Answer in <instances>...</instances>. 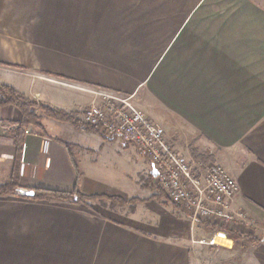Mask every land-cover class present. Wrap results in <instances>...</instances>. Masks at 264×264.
Returning <instances> with one entry per match:
<instances>
[{
    "label": "crops",
    "instance_id": "0c3cea01",
    "mask_svg": "<svg viewBox=\"0 0 264 264\" xmlns=\"http://www.w3.org/2000/svg\"><path fill=\"white\" fill-rule=\"evenodd\" d=\"M0 84L77 119L89 91L130 96L175 147L191 139L184 155L229 171L230 214H243L196 231L140 217L156 195H136L133 146L46 117L20 128L22 114L3 108L15 129L0 128V187L94 200L0 197V264H264V0H0ZM116 200L131 201L122 219L105 213ZM219 231L231 249L199 243Z\"/></svg>",
    "mask_w": 264,
    "mask_h": 264
},
{
    "label": "built area",
    "instance_id": "2783aa9c",
    "mask_svg": "<svg viewBox=\"0 0 264 264\" xmlns=\"http://www.w3.org/2000/svg\"><path fill=\"white\" fill-rule=\"evenodd\" d=\"M89 92L95 100L82 114L81 123L133 146L137 155L157 170L154 183L180 212L189 214L194 225L228 228L242 220V213L233 217L230 214L239 187L224 166L184 155L168 139L165 129L149 119L130 96L106 91ZM0 128L4 133L15 129L5 126L1 120ZM24 132L26 135L31 133L29 129ZM199 243L225 249L233 247V241L223 231Z\"/></svg>",
    "mask_w": 264,
    "mask_h": 264
},
{
    "label": "trees",
    "instance_id": "16d2710c",
    "mask_svg": "<svg viewBox=\"0 0 264 264\" xmlns=\"http://www.w3.org/2000/svg\"><path fill=\"white\" fill-rule=\"evenodd\" d=\"M13 107L16 108L21 114H22V123L19 126L20 128L23 127H34L38 128L41 126V120L43 117L70 124L74 126L76 129H82L87 130L91 132H96L101 134V132L97 128H92L85 126L81 123L79 119L76 118L73 114H68L64 111L51 108L49 106H45L41 103H38L37 101L30 99L26 95L18 92L14 88L0 84V109ZM104 136V138H107L104 134H101ZM20 144H17V147H19ZM20 149V147L18 148ZM192 154L195 157H199L197 155V152L195 149H192ZM205 163L207 162L206 159H203ZM151 181H154V177L150 174ZM17 187L13 184H8L0 187V197L7 196V195H14V191ZM155 188V187H154ZM159 189V188H157ZM162 192L161 194H158L156 197L159 198V201H162L163 203H167L163 201L164 199V192L160 189ZM36 199L40 200H46L49 198L56 199L59 201H66V202H72L75 204L79 203H85L88 201H93L94 198L85 197L79 194H62V193H55V192H49V191H37L36 192ZM117 203L120 205H125L131 203V201H121L116 200ZM132 203H137V201H132ZM212 229H215V226H211Z\"/></svg>",
    "mask_w": 264,
    "mask_h": 264
},
{
    "label": "rangeland",
    "instance_id": "374dc122",
    "mask_svg": "<svg viewBox=\"0 0 264 264\" xmlns=\"http://www.w3.org/2000/svg\"><path fill=\"white\" fill-rule=\"evenodd\" d=\"M170 134H171V132L166 131L167 137H168V135L170 137ZM182 137H187V136L182 134ZM168 139L170 140V138H168ZM174 142L178 145V147H180V148H177L176 147L178 150L179 149H184V148L185 149H188V148L190 149L192 147L191 145H194V143H191V139L189 140L188 138H187V143H188L187 145H185L184 143L180 142L179 140H178L179 143L177 141H175V140H174ZM130 152L133 153V156L135 157L136 162H139L141 164L142 170H143L142 171V174L139 176L140 188H141L142 191L139 192V193H136V195H137V197H139L140 200H147V201H143V202L151 201L152 200L150 198L151 196H153V195H156L157 196L158 194H161L162 193L160 191V188L154 183V181H151L150 173H151L152 166H151V164H149L145 160L140 159L137 156V154L135 153V151L133 152L132 147H130ZM128 171H129V169H128ZM118 180H119L118 182H117V179L114 180L115 181V185H116L115 186L116 189H119L121 191H125L122 180L121 179H118ZM125 181H126V185H127V180H125ZM157 188H159V189H157ZM156 196H153L154 199L156 200L155 203H152L153 205H150V206L149 205H142V206L140 205L139 206V208H138V216H140V217L141 216H144L145 218H149L151 220H156L157 219L158 221H160V223L163 222V227H165L166 218L167 217L170 218L171 216H173L174 219H176L177 221L183 222L187 226V228H189V226L191 224V229L192 230L195 229V231H196V227H199L198 225H200V224H195V228H194V224L192 223V220L189 217V214H183L182 212H180V210L178 209L177 206L171 204L170 201H168V199L166 198V195L165 194H164L163 201H165L167 203H163L162 201H159V198L156 197ZM156 204H158V206H160L159 209H157L156 207L154 208V206H157ZM111 205H112L111 207L113 208V211L112 210L106 211L105 212L106 215H108L111 218L122 219L123 217L118 212V210H119L118 209L119 208V203H117V201H114V202H111ZM135 207L136 206L130 205V206H128L125 209V211H129L130 212ZM100 208H104V206H101L100 205L98 207V210ZM101 212H103V210H101Z\"/></svg>",
    "mask_w": 264,
    "mask_h": 264
},
{
    "label": "water",
    "instance_id": "95a60500",
    "mask_svg": "<svg viewBox=\"0 0 264 264\" xmlns=\"http://www.w3.org/2000/svg\"><path fill=\"white\" fill-rule=\"evenodd\" d=\"M151 175L154 178H156L158 176V172L154 167H152ZM14 194L17 196H21V197L29 198V199H34V198H36V195H37L35 191L26 190V189H22V188H16L14 191Z\"/></svg>",
    "mask_w": 264,
    "mask_h": 264
}]
</instances>
